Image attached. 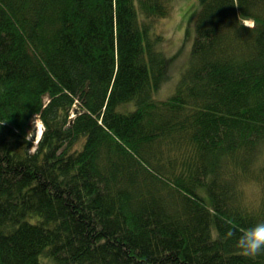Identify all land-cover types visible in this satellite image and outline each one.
I'll return each mask as SVG.
<instances>
[{
    "label": "trees",
    "instance_id": "obj_1",
    "mask_svg": "<svg viewBox=\"0 0 264 264\" xmlns=\"http://www.w3.org/2000/svg\"><path fill=\"white\" fill-rule=\"evenodd\" d=\"M174 1L0 0V264H264V0H197L159 96Z\"/></svg>",
    "mask_w": 264,
    "mask_h": 264
},
{
    "label": "rangeland",
    "instance_id": "obj_2",
    "mask_svg": "<svg viewBox=\"0 0 264 264\" xmlns=\"http://www.w3.org/2000/svg\"><path fill=\"white\" fill-rule=\"evenodd\" d=\"M197 9V0H175L169 16L157 22V28L164 36V49L172 56L168 78L158 92L159 96H165L173 88L180 72L187 65L195 33L193 17ZM42 125L38 119L37 128L40 131L43 129ZM258 163L264 165V146L259 153ZM246 189L251 197L257 196L253 185L246 186Z\"/></svg>",
    "mask_w": 264,
    "mask_h": 264
},
{
    "label": "clouds",
    "instance_id": "obj_3",
    "mask_svg": "<svg viewBox=\"0 0 264 264\" xmlns=\"http://www.w3.org/2000/svg\"><path fill=\"white\" fill-rule=\"evenodd\" d=\"M235 5L239 7L238 4ZM238 24L253 29L256 26V21L254 18H245L240 15L238 18ZM32 124L33 128L29 133L38 131L37 114L33 117ZM29 133L25 137L26 141H32V137ZM226 236L228 238L235 237L236 247L244 256L255 257L264 254V222H259L253 227L242 230L238 236H235V233L229 230L226 233Z\"/></svg>",
    "mask_w": 264,
    "mask_h": 264
},
{
    "label": "water",
    "instance_id": "obj_4",
    "mask_svg": "<svg viewBox=\"0 0 264 264\" xmlns=\"http://www.w3.org/2000/svg\"><path fill=\"white\" fill-rule=\"evenodd\" d=\"M40 137V136H39Z\"/></svg>",
    "mask_w": 264,
    "mask_h": 264
}]
</instances>
